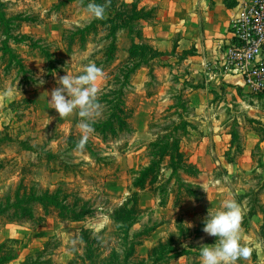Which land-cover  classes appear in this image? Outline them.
<instances>
[{
	"label": "rangeland",
	"instance_id": "1",
	"mask_svg": "<svg viewBox=\"0 0 264 264\" xmlns=\"http://www.w3.org/2000/svg\"><path fill=\"white\" fill-rule=\"evenodd\" d=\"M82 1L0 0V264H93L90 239L99 234V264L111 255L115 264H201L200 248L216 240L203 231L204 218L232 196L244 212V242L260 247L235 264H264V163L255 146L259 138L264 141V128L247 136L248 127L258 123L234 126L238 146L226 158L243 164L232 172L217 164L210 173V136L204 140L201 122L194 120L192 91L181 85L168 57L177 36L166 51L150 37L158 3L100 0L105 18L93 19ZM118 12L123 15L119 23L136 14V40L163 55L152 62L154 78L148 68L133 78L126 102L135 131L107 144L96 131L87 134L91 152L104 153L95 161L86 148L71 149L76 139L69 136L83 138L78 111L59 117L48 99L60 77L78 76L102 56L92 40L97 31L100 37L111 30L104 20ZM115 34L112 55L126 61L131 36L121 27ZM64 35L76 40L73 51L66 49ZM80 38L86 40L84 48ZM104 69L99 92L108 82L110 70ZM180 102L185 108L174 110ZM185 115L191 122L182 126ZM175 125L179 133L171 137ZM155 134L160 138L150 154L147 146ZM180 140L184 155L174 146Z\"/></svg>",
	"mask_w": 264,
	"mask_h": 264
},
{
	"label": "crops",
	"instance_id": "2",
	"mask_svg": "<svg viewBox=\"0 0 264 264\" xmlns=\"http://www.w3.org/2000/svg\"><path fill=\"white\" fill-rule=\"evenodd\" d=\"M150 1L159 5L157 22L150 37L166 51L169 40L177 36L176 47L168 57L175 61L174 73L179 75L181 85L187 83L192 91L190 100L196 109V116H193L201 122L204 140L210 136V173L216 170L217 164L232 172V168L243 164L234 158H226L235 155L238 146L235 140H238L239 132L234 133L232 128L258 123L257 128L248 127L247 136L256 134L259 127L264 128V97L246 94L238 86L236 77L226 75L221 67V58L232 38L230 21L244 0ZM184 119L191 122L186 115ZM240 132L241 137L244 136L245 133ZM263 142L259 138L255 145L261 148L262 163ZM217 156L221 160L214 159Z\"/></svg>",
	"mask_w": 264,
	"mask_h": 264
},
{
	"label": "trees",
	"instance_id": "3",
	"mask_svg": "<svg viewBox=\"0 0 264 264\" xmlns=\"http://www.w3.org/2000/svg\"><path fill=\"white\" fill-rule=\"evenodd\" d=\"M92 2V0H86L82 1V5L87 8V4ZM95 3L98 4H103L100 0H94ZM135 4H131L130 6H134ZM137 15H126L123 22L119 23L117 20L122 19L123 15L121 12H118L116 16L105 19V22H108L110 25L111 30H107L108 32H105L104 35H101L99 37V32H96V37L93 38V43H96L99 46V53L102 54V56L99 59H95L92 64H95L97 67H99L101 70H106L104 69L105 66L109 67V77H108V82L106 84V87L104 88V91H101L98 93V98L96 99V104L97 108L94 110L93 116L91 117L90 123L92 127V131H96L98 134V138L102 141V143H113L117 142L119 139L122 137H126L127 135L132 134V132L135 131L134 126L130 121L127 120L128 117L131 116V111L129 109V106L126 102V97L129 94V90L133 85V78L137 75V73L144 69L148 68L149 69V75L151 78H154V61L155 59L159 58L161 55L160 53H157L153 48L147 44H144L142 42H138L136 39L139 38L138 36V31L135 27V24L133 23V20L136 19ZM103 21V20H102ZM103 21V22H104ZM121 21V20H120ZM125 28L127 29V34L131 39V46L129 49V58L126 61L123 62H117L118 57H115V55L112 53L114 52L115 46H116V31L119 30V28ZM140 31V30H139ZM142 34L143 32H139ZM67 36L64 35L63 41L66 44V49L72 50V47L76 40L74 41L73 36L68 37L67 41ZM78 43V42H77ZM80 47L84 48L86 45V40L83 38L79 39ZM115 53V52H114ZM117 62V63H116ZM112 63V64H111ZM258 97H263V96H258ZM176 108H185V106L182 104V102L178 103L177 105H174ZM185 120V119H184ZM184 123V124H183ZM181 123L182 126H184L186 123L188 124L186 120ZM181 126V127H182ZM180 126L175 125L172 132L169 134L171 137H175L177 133H179ZM91 131V132H92ZM160 135L157 136L156 140L151 142L147 148L150 154L154 153L153 146L158 144L159 142V137ZM69 139H76L74 142L75 145L71 148L73 149L74 147L80 148L79 144L81 140L75 138L74 135L69 136ZM80 141V142H78ZM181 142L182 140L175 141V145H177V151L179 155H184V152L181 150ZM92 143L89 140L85 141V146L87 152L89 153V156L93 158L94 160L98 161L101 160L100 156L97 157L96 155L98 153H101V155H104L101 150L97 152H91L89 149L88 145H91ZM93 153V154H92ZM54 155V153H53ZM50 156V155H49ZM98 159V160H97ZM105 161L106 158H103ZM233 161V160H232ZM143 168L140 171V177L142 174ZM143 179V178H142ZM142 179L134 181V185L138 184ZM75 206V205H73ZM82 210L86 213L88 210L84 209L82 207ZM81 219V218H80ZM102 235L99 234V237L95 240H91V242L95 245L94 248L92 249V253L95 255V261L93 264H99L100 263V249L102 248V239H100ZM131 241V240H130ZM134 241H131V244L134 245ZM135 252V249L134 251ZM132 252V253H133ZM135 256V255H133ZM81 258V256L79 257ZM113 255L110 257L106 258L105 262L103 264H115V262L112 260ZM118 261V260H117ZM117 264H141L140 262H128V261H119ZM133 261V260H132ZM89 264H92L91 261H88Z\"/></svg>",
	"mask_w": 264,
	"mask_h": 264
},
{
	"label": "clouds",
	"instance_id": "4",
	"mask_svg": "<svg viewBox=\"0 0 264 264\" xmlns=\"http://www.w3.org/2000/svg\"><path fill=\"white\" fill-rule=\"evenodd\" d=\"M87 11L93 19H104L106 15L105 5L95 3L94 0L88 3ZM102 77V70L95 64H89L78 76L67 73L60 77L57 80L58 87L51 91V99H48L49 107L55 108L59 117H68L78 111L83 118V139L79 144L81 149L85 146L87 134L92 131L90 120L97 108L98 85ZM38 82L41 85L44 83L43 80ZM203 188L207 192V189ZM243 215L244 212L235 196L223 200L217 211H208L204 218L203 231L214 236L216 240L210 246L204 244L200 248L201 264H235L238 259H247L253 251L259 253V245L248 246L252 242H244Z\"/></svg>",
	"mask_w": 264,
	"mask_h": 264
},
{
	"label": "built area",
	"instance_id": "5",
	"mask_svg": "<svg viewBox=\"0 0 264 264\" xmlns=\"http://www.w3.org/2000/svg\"><path fill=\"white\" fill-rule=\"evenodd\" d=\"M231 41L221 58L224 73L252 96L264 97V0H244L230 21Z\"/></svg>",
	"mask_w": 264,
	"mask_h": 264
}]
</instances>
